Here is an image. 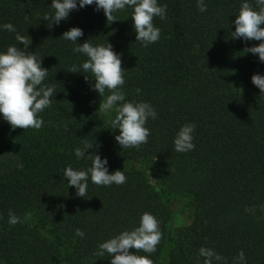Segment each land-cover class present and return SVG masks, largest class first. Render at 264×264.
<instances>
[{"label":"trees","instance_id":"16d2710c","mask_svg":"<svg viewBox=\"0 0 264 264\" xmlns=\"http://www.w3.org/2000/svg\"><path fill=\"white\" fill-rule=\"evenodd\" d=\"M244 2L204 0L200 12L197 0H157L167 5L165 19L153 18L160 38L144 47L127 6L113 23L95 4L78 6L50 29L44 16L54 14L52 0H0V26L16 29L0 27V53L14 45L42 58L43 83L55 88L51 106L38 114L40 129L0 122V264H111L107 253L94 255L99 244L138 227L144 212L156 217L163 236L155 253L137 254L154 264H203L201 247L223 257L212 264H240L241 250L244 264H264V93L251 82L264 75V62L243 52L258 41L233 39ZM72 27L84 33L76 44L60 38ZM88 39L121 55L126 101L150 103L157 113L138 149L115 140V114L98 111L102 98L91 73L68 72L87 59L73 49ZM188 123L196 125L195 148L176 152L174 139ZM83 141L94 145L77 159ZM93 152L107 159L110 174L122 170L127 180L98 186L89 176L86 196L78 197L63 170H87ZM172 196L192 210L180 229L172 226ZM9 210L22 223L9 224Z\"/></svg>","mask_w":264,"mask_h":264},{"label":"clouds","instance_id":"9594fccd","mask_svg":"<svg viewBox=\"0 0 264 264\" xmlns=\"http://www.w3.org/2000/svg\"><path fill=\"white\" fill-rule=\"evenodd\" d=\"M95 4L96 11L103 10L107 23L117 21L115 13L125 10L126 6L133 9L131 19L136 33V41L147 47L160 38V29L153 24L154 17L165 19L167 5L159 6L157 0H52L51 8L54 14H46L44 20H48V27L59 25L62 20H67L70 12ZM256 7L247 0L241 4L239 14L234 20L235 31L233 39L242 38L244 41L255 40L259 43L252 47H246L243 52L258 55L264 62V0H255ZM200 12H205L207 6L204 0H197ZM4 30L15 32L11 23L2 26ZM79 27H72L65 31L60 38L76 44L83 36ZM16 39L24 44L23 37L17 35ZM75 53H82L87 59L80 67L73 65L68 72L91 73L94 80L92 85L100 97L99 112L115 116L110 121L112 129H119L115 140L122 148H139L148 142L150 130L145 125L149 117L157 118L155 109L147 102L126 101L122 87L125 83V69L122 66L121 55L117 54L110 43L107 45H93L86 40L82 45L77 44L73 49ZM42 58L35 54H27L17 46H9L7 51L0 53V115L12 129H40L43 119L39 117L44 109L51 106V98L55 93L53 86L43 82L48 76V69L42 67ZM85 80L89 76L85 75ZM251 82L264 93V75L254 74ZM109 93L105 96V92ZM140 90L137 89V92ZM196 125L188 123L183 125L174 139V150L185 153L194 150L193 132ZM83 147L75 149L77 159L85 158L88 149L93 148L92 143L82 142ZM87 158L91 160V166L87 170H75L68 166L63 170V176L69 186L76 188L78 197L87 194L89 176L91 182L98 186L122 185L127 177L122 170H116L111 174L108 171L106 158L93 152ZM8 223L16 225L22 220L12 210H9ZM75 235L83 238L85 233L77 228ZM159 221L153 214L144 212L140 217L139 226L132 230H124L115 237L99 244V251L94 255L104 256L107 253L111 257V264H154L149 255L155 253L157 245L162 239ZM144 252L149 255H138ZM199 255L204 257L203 264H212L213 259L221 261L223 257L213 249L201 247ZM240 264L245 262V254L241 250L237 256Z\"/></svg>","mask_w":264,"mask_h":264},{"label":"rangeland","instance_id":"374dc122","mask_svg":"<svg viewBox=\"0 0 264 264\" xmlns=\"http://www.w3.org/2000/svg\"><path fill=\"white\" fill-rule=\"evenodd\" d=\"M115 114V112H114ZM0 122L7 123L3 116L0 115ZM128 167H134L135 169H139L141 171L145 170V166L140 163H129ZM147 175V173H145ZM172 200L175 206V214L172 219V226L175 229L183 228L190 224L192 219V210L191 207L184 202H182L178 197L172 196Z\"/></svg>","mask_w":264,"mask_h":264}]
</instances>
